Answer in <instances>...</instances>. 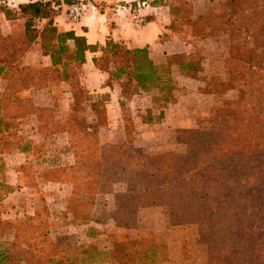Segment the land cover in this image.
Returning a JSON list of instances; mask_svg holds the SVG:
<instances>
[{"label": "trees", "instance_id": "1", "mask_svg": "<svg viewBox=\"0 0 264 264\" xmlns=\"http://www.w3.org/2000/svg\"><path fill=\"white\" fill-rule=\"evenodd\" d=\"M76 1L82 0H64L68 5ZM139 1L149 8L167 7L168 30L160 41L177 38L200 47L206 38L227 36L224 76L208 78L201 57L156 63L147 47H128L111 38L102 45L91 44L73 30L59 31L52 19L60 0L20 3L19 11L26 18L23 33L0 31V79L4 82L0 147L11 142L2 135L3 124L18 117H31L34 132L43 139L65 133L73 159L67 214L72 220L96 224L100 216L93 211L95 196L111 193V217L129 234L120 242L122 254L115 256L120 264L172 261L167 244L158 242L152 232L133 234L141 207L162 205L170 206L174 226L205 225L204 240L215 249L212 264H264V0H226L200 12L194 11L196 0ZM37 17L47 20L43 28L35 25ZM39 32L41 51L50 55V67L23 63ZM87 51H99L92 62L107 73L102 86H118L125 133L120 143L101 142L98 130L106 124L109 94L89 92L80 82ZM186 80L206 85L212 94L228 90L236 94L217 108L212 129L180 130L181 151L151 153L135 145L134 126L122 95L138 101L148 97L138 113L153 120L154 113L159 118L165 105L184 95ZM62 82L68 85L74 105L71 122L56 117L52 101L43 94L47 85L62 86ZM96 229L93 226L89 234H96ZM139 254L146 258L143 263ZM87 255L98 258L100 253Z\"/></svg>", "mask_w": 264, "mask_h": 264}, {"label": "rangeland", "instance_id": "2", "mask_svg": "<svg viewBox=\"0 0 264 264\" xmlns=\"http://www.w3.org/2000/svg\"><path fill=\"white\" fill-rule=\"evenodd\" d=\"M225 3L226 0H196L194 11H204L210 5ZM146 9H153L151 12L155 11L160 17L168 12L165 6ZM22 33L23 29L20 31V34ZM227 48V36H213L204 39L200 47L187 44L184 51L169 54L166 60L171 62L181 58L201 57L204 74L210 79L218 78L224 76L223 58L227 54ZM85 73L86 67L82 66L79 79L86 87ZM184 82V95L176 102L165 105L159 118L154 113L153 120L147 119L145 113H138V110L146 105L148 97L138 101L127 93L122 95L134 126L135 145L151 153L181 151L183 144L180 130L212 129L215 126L217 108L228 103L236 94L235 90L212 94L206 85L192 80ZM3 85L4 82L0 79V88ZM196 86L201 90V94L197 92ZM46 88L48 91L43 94L52 101L54 115L73 121L74 105L70 96L64 93V88L50 84ZM87 89L90 92V89ZM117 91L118 88L99 91L109 94L105 104L106 124L98 130L101 142L120 143L125 139ZM135 100L141 104L140 107ZM154 108L156 112L158 106ZM89 111L86 107L85 112L89 114ZM177 119L183 120L185 124L179 125ZM3 127L4 139L12 144L7 142L0 147V199H3L2 194L10 189L6 184L4 187L5 179L1 175V167L6 160L16 159L14 147L33 146V155L27 160L29 164L22 170L21 180L16 182V187L13 188L16 192L11 197L6 195L8 201L3 203L4 206L0 205V264H78L84 251L97 256L101 247L107 244L105 241L108 242V239L104 240L97 234L103 229L109 231L113 226L118 228L111 217L114 207L112 194L99 192L95 196L93 211L100 216V222L95 224L89 220H72L67 214V201L70 197L67 180L73 159L66 134L61 132L45 139L38 136L34 139L19 138V135L30 129L24 119L10 120ZM137 134L139 137H136ZM10 153L12 156L8 157ZM9 210L16 212H8ZM170 212L168 205L141 207L137 219L138 228L133 234L145 236L147 232H152L158 242L167 244L169 259L173 260L174 264H212L215 249L211 243L204 240L205 225L174 226L170 223ZM93 226L99 231L90 235L89 233L94 231ZM119 229L121 233L119 242L117 238L115 241V252L120 251V242L122 243L128 234L124 228ZM141 254L139 257L143 263L146 258Z\"/></svg>", "mask_w": 264, "mask_h": 264}, {"label": "crops", "instance_id": "3", "mask_svg": "<svg viewBox=\"0 0 264 264\" xmlns=\"http://www.w3.org/2000/svg\"><path fill=\"white\" fill-rule=\"evenodd\" d=\"M30 0H0V31L5 34H16L24 28L25 17L19 11L18 5ZM86 3V13L80 17L77 21H71L67 16L68 2L60 0L58 5V11L53 16L52 24L59 31L73 30L77 35L85 36L88 43L102 45L108 39L122 41L128 47H147L150 56L156 63L166 62V56L169 54L180 53L186 49L185 41L179 40L177 38H170L164 41H160V35L167 32V23L169 22L168 12L166 15L160 17L156 15L153 9H144L143 13L144 22L140 27H136L133 23V8L136 5L137 0H82ZM6 9L11 11L6 12ZM46 19L42 18L41 28L46 25ZM40 31V30H39ZM36 42L34 47L27 51L23 57V63L26 65H43L50 67L52 65L51 58L49 54H45L41 51V41L42 37L40 32L36 37ZM98 55L97 52H86V61L82 66L86 67L85 73V84L86 87L90 89V92L104 91L108 87H103L102 84L107 77V73L97 69L93 62L92 56ZM67 84L62 82V87L64 88V93L70 95L69 91L66 89ZM197 87V92L201 94V90ZM105 88V89H104ZM113 88H118L117 85ZM4 88H0V92H3ZM30 92L25 91L24 93ZM118 92V91H117ZM35 92H32V94ZM51 96V95H50ZM26 121V125L29 126V131L24 134L19 135V138L24 139H34L37 136L41 137L34 132L32 128V119L27 117H18L11 120H22ZM179 125L185 124L183 120H176ZM176 122V124H177ZM8 124V123H7ZM6 124H3L5 126ZM2 126V127H3ZM4 127L2 129V135L4 134ZM33 146L23 147L21 145L14 147L16 159L13 161L6 160L2 164L1 174L4 176L5 183L4 187L8 185L10 187L9 192L6 191L2 194L0 199V205L5 204L7 200L6 195L12 196L16 192L13 188L16 187V182L20 181L21 173L23 168L29 164L27 160L31 159L33 155ZM13 149V150H14ZM12 156L11 153L8 157ZM31 163V162H30ZM1 165V164H0ZM6 184V185H5ZM22 190V189H20ZM4 203V204H3ZM8 212H16V210H9ZM118 227V226H116ZM121 230L119 228H113L111 230H102L97 235L98 237L107 240V244L101 247L100 255L98 258H93L87 254L92 252H82L81 258L78 260V264H120V261L116 260V255L122 254L121 251L115 252V241L119 242V234ZM111 238V239H109ZM96 257V256H95ZM115 260H113V258ZM173 261V260H172ZM170 262H160L157 264H173ZM128 264H138L136 262H129Z\"/></svg>", "mask_w": 264, "mask_h": 264}, {"label": "built area", "instance_id": "4", "mask_svg": "<svg viewBox=\"0 0 264 264\" xmlns=\"http://www.w3.org/2000/svg\"><path fill=\"white\" fill-rule=\"evenodd\" d=\"M148 7L145 2L137 0L135 7L133 8V23L136 27H140L144 22L143 10ZM86 3L83 1H76L68 5L67 16L71 21H77L82 15L86 13ZM42 22V18H35L34 23L39 26Z\"/></svg>", "mask_w": 264, "mask_h": 264}]
</instances>
